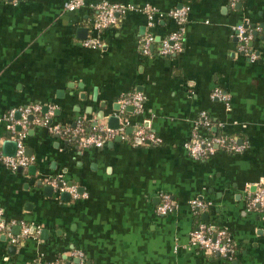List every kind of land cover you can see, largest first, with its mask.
Returning a JSON list of instances; mask_svg holds the SVG:
<instances>
[{
  "label": "crops",
  "instance_id": "obj_1",
  "mask_svg": "<svg viewBox=\"0 0 264 264\" xmlns=\"http://www.w3.org/2000/svg\"><path fill=\"white\" fill-rule=\"evenodd\" d=\"M64 1L0 0V209L14 221L9 235L0 233V264H75L77 252L86 264H264V211L246 199L252 185L264 184V0H85L73 11L62 9ZM100 1L163 13L187 5L181 49L155 53L157 39L174 29L155 18L153 51L142 54L138 39L147 30L138 10L94 29L92 6ZM238 24L252 30L246 51L234 35ZM88 38L100 46H85ZM214 89L227 101L212 97ZM134 93L143 97L138 114L120 105ZM34 103L52 106L60 125H129L99 148H79L27 118L30 163L10 171L1 158L14 155L15 136L3 116L15 109L17 118V109ZM135 122L159 142L135 139ZM216 134L242 149L195 159L183 148L192 135ZM162 192L172 210L158 215ZM194 197L209 203L196 221ZM198 220L227 230L229 258L190 244Z\"/></svg>",
  "mask_w": 264,
  "mask_h": 264
},
{
  "label": "built area",
  "instance_id": "obj_2",
  "mask_svg": "<svg viewBox=\"0 0 264 264\" xmlns=\"http://www.w3.org/2000/svg\"><path fill=\"white\" fill-rule=\"evenodd\" d=\"M8 1L11 4H15L18 1L25 0H2ZM85 0H66L62 3V9L64 11H73L84 4ZM95 11V18L93 20V28L101 29L111 26L116 22V17L122 15L126 11H140L145 17V28L147 31L138 39L139 49L142 54L148 55L152 53L156 37L153 35L151 28L154 25L155 18H166L174 23V29L168 32L164 37L158 38V43L155 46V53L159 56H169L181 49V31L184 25L188 6L185 4L178 5L170 10L163 12L153 11L148 5H142L136 7L131 4H122L117 2L100 1L93 6ZM234 35L239 42V48L242 51H246L247 44L251 39L252 30L248 27V24H238L233 27ZM83 44L87 47H99L100 43L95 38L86 39ZM249 59H254L252 53H248ZM211 96L226 102L227 96L219 89H214ZM143 103V97L140 93H134L127 98L120 101V105H130L132 107L133 114H138L141 111ZM18 117L15 118V109H10L3 116L6 121L7 130L15 136V152L13 156H3L2 162L8 170L14 171L18 167L24 168L30 163V158L24 153V137L26 134V128L30 115L31 123L40 126L46 131L64 140L67 143H71L70 135L74 136V144L76 147H101L107 140L111 139L115 134L123 133V127L129 125L128 121L124 120L122 127L115 130L110 129L104 125L93 124L89 128V132L86 134L80 131V121H76L73 126L60 125L53 123L51 117L53 115L52 106H47L46 110H42V105L38 103L28 104L20 109H17ZM200 123L204 126H208L209 122L204 113H200ZM132 136L142 143H157L158 138L152 135V133L145 131L138 122L131 124ZM17 128V129H16ZM242 145L237 144L234 140L223 135H210L207 138H202L197 135L190 136L184 143L183 148L187 153L195 159H204L212 154L215 149H223L229 151H239L242 149ZM44 178V177H43ZM50 186H56V182H60V188L65 185L60 179L54 177H45L41 179ZM253 190L247 191V204L250 209L255 211H264V184H254ZM249 188V187H248ZM72 189V188H71ZM73 192V190H71ZM190 208L193 214H199L204 211L209 203L200 198H192L189 201ZM172 210V200L168 193H160L159 203L155 207V212L158 215H165ZM14 223L13 220L6 221L2 217L0 209V233L9 235V227ZM27 228L21 226V234L25 235ZM190 244L202 251L205 254L212 256H218L220 258H229L234 250L233 241L231 236L224 228L213 229L205 222L198 220L195 227L191 229L189 233ZM79 261L75 264H86L83 260L81 253H76Z\"/></svg>",
  "mask_w": 264,
  "mask_h": 264
},
{
  "label": "trees",
  "instance_id": "obj_3",
  "mask_svg": "<svg viewBox=\"0 0 264 264\" xmlns=\"http://www.w3.org/2000/svg\"><path fill=\"white\" fill-rule=\"evenodd\" d=\"M30 124H31V122H30ZM80 131L83 134H86L89 132V128H87V123H85V122L80 123ZM69 142L74 143V136L73 135H70V141ZM192 216H193L194 221H196L199 218L198 214H193Z\"/></svg>",
  "mask_w": 264,
  "mask_h": 264
},
{
  "label": "water",
  "instance_id": "obj_4",
  "mask_svg": "<svg viewBox=\"0 0 264 264\" xmlns=\"http://www.w3.org/2000/svg\"><path fill=\"white\" fill-rule=\"evenodd\" d=\"M80 29H81L80 31H84V28H80ZM129 108H131V107L129 106ZM129 108H128V109H129ZM27 118H29V119H30V118H31V116H30V115H28V117H27ZM108 120H112V117H110ZM109 126H113V127H114V125H109ZM111 128H112V127H111ZM126 131H127V132H128V131H130V128H127V129H126ZM14 146H15V143H14ZM21 169H22L21 167H18V168H17V170H19V171H20ZM28 169H30V170H31V169H34V167H33V166H29V167H28ZM49 188H50V187H49ZM49 188H48V189H49ZM49 190H50V189H49ZM202 216H203V215H202Z\"/></svg>",
  "mask_w": 264,
  "mask_h": 264
}]
</instances>
